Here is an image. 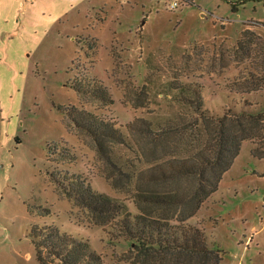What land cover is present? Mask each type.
<instances>
[{
    "label": "rangeland",
    "instance_id": "374dc122",
    "mask_svg": "<svg viewBox=\"0 0 264 264\" xmlns=\"http://www.w3.org/2000/svg\"><path fill=\"white\" fill-rule=\"evenodd\" d=\"M247 25L264 40V0H0V264H40L29 232L50 225L88 240L106 264H138L129 243L110 241L114 232L49 176L86 178L138 212V185L118 176L60 109L118 125L163 122L186 110L168 95L180 80L202 84L206 108L221 113L241 99L231 81L244 72L234 50ZM78 79L102 86L109 99L77 93ZM248 99L251 112H264V92ZM257 142L262 149L243 143L192 219L222 251V264H264V158L256 157L264 139ZM53 146L66 154H52ZM132 146L115 148L121 163L144 170L168 159V149Z\"/></svg>",
    "mask_w": 264,
    "mask_h": 264
},
{
    "label": "trees",
    "instance_id": "16d2710c",
    "mask_svg": "<svg viewBox=\"0 0 264 264\" xmlns=\"http://www.w3.org/2000/svg\"><path fill=\"white\" fill-rule=\"evenodd\" d=\"M233 11L238 12L237 4ZM234 51L237 63L245 66L243 74L231 81L240 88L241 99L233 106L227 104L221 113L206 108L202 84L180 80L170 82L168 95L186 110L163 122L138 119L118 125L76 108L60 109L92 137L102 159L118 176L138 185L134 201L138 212L124 201L95 191L86 178L66 171H48L49 176L98 225L114 232H107L110 241L129 243L138 264H222V251L210 244L205 230L192 219L217 192L243 143L262 149L257 140L264 139V112H251L255 105L248 99L264 92V40L247 25ZM72 86L77 93L98 96L100 91V100L109 99L102 86L92 87L85 79L73 80ZM132 143V147L149 145L159 152L168 149L164 155L168 159L144 170L123 164L115 148H129ZM55 148H50L52 154H66L65 148L60 153ZM257 151L256 157L264 158V152L257 155ZM158 209H167L168 214H153ZM29 237L40 264H106L88 240L62 233L53 225L33 226Z\"/></svg>",
    "mask_w": 264,
    "mask_h": 264
},
{
    "label": "built area",
    "instance_id": "2783aa9c",
    "mask_svg": "<svg viewBox=\"0 0 264 264\" xmlns=\"http://www.w3.org/2000/svg\"><path fill=\"white\" fill-rule=\"evenodd\" d=\"M177 7V3L172 4L171 9H175Z\"/></svg>",
    "mask_w": 264,
    "mask_h": 264
}]
</instances>
